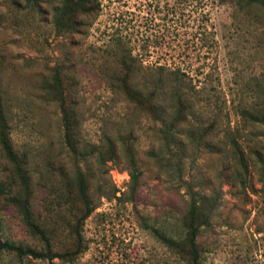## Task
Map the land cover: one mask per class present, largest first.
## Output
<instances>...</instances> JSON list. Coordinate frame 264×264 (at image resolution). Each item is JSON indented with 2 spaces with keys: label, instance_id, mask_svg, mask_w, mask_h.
I'll return each instance as SVG.
<instances>
[{
  "label": "rangeland",
  "instance_id": "rangeland-1",
  "mask_svg": "<svg viewBox=\"0 0 264 264\" xmlns=\"http://www.w3.org/2000/svg\"><path fill=\"white\" fill-rule=\"evenodd\" d=\"M97 2L96 11L72 12L76 26L66 32L53 24L61 0H41L39 11L25 0H0V98L10 110L12 145L28 156L32 206L52 229V253L68 255L52 264H187L182 247L192 203L203 207L207 222L196 240L199 264H264V177L250 161L243 191L223 140L228 130L242 149L253 143L254 128L237 109L260 102L257 90L264 97V11L218 0ZM172 22L181 24V35H171ZM206 25L214 35H200ZM129 50L139 69L126 87L119 58ZM175 64L185 74L191 109L185 122L169 130L175 103L167 91L161 93L167 86L154 83L168 75L160 66L173 70ZM56 68L87 161L70 153L59 107L42 94L43 81ZM124 91L148 101L139 105ZM108 141L117 154L101 164L90 151ZM128 147L140 173L136 184L129 176ZM61 170L71 177L79 170L86 178L93 210L84 222L77 192L50 218L43 211L53 202L49 189L64 182ZM0 240L44 249L1 201ZM0 264L50 263L2 254Z\"/></svg>",
  "mask_w": 264,
  "mask_h": 264
},
{
  "label": "trees",
  "instance_id": "trees-1",
  "mask_svg": "<svg viewBox=\"0 0 264 264\" xmlns=\"http://www.w3.org/2000/svg\"><path fill=\"white\" fill-rule=\"evenodd\" d=\"M14 4L17 3V0H12ZM40 1L41 0H25L26 4L35 5L40 10ZM221 4L226 3H234L240 9L250 8V7H259L264 11V0H218ZM61 4L59 7L54 9V27L58 31H70L76 26L75 19H73L72 12L76 9L86 11H96L98 9L97 0H61ZM209 21V20H208ZM207 21V22H208ZM181 24H177V22H172V34L171 35H181L179 31V27ZM211 27L204 26L203 30H201L200 35H214ZM118 45L122 44L121 40L118 41ZM119 46V47H121ZM122 49V47L120 48ZM137 57L132 55L131 50L123 51L119 58V64L123 73V86L128 87V81L132 76L138 71L139 67L136 63ZM138 59V58H137ZM172 65V63H171ZM167 66V65H165ZM162 67L160 66L158 69L162 73L168 72V75L160 74V77L157 79L154 85L167 86V89L162 90L161 93H165L167 91L170 96L171 102L175 103V109L172 114V118L168 121V128L172 130V128L177 127L182 122H185L186 115L189 113V109H191L189 105L188 95L184 90V76L182 73L181 67L175 64L172 67ZM165 71V72H164ZM118 84H121L118 82ZM121 84V85H122ZM41 91L43 96L50 102H54L58 105L60 114L62 115V126L64 129V141L65 144L70 151V153L75 157H80L82 161H87L89 155L85 150H80L78 148V144L76 142V122L75 116L72 114L70 110V104L67 102V92L63 85L61 78V71L56 68L54 72L50 76L48 80L43 81ZM125 93V91H124ZM129 98L133 102H139V105H145L148 101L147 99H142L143 95L138 92H134L129 94L126 91ZM125 93V94H126ZM160 93V92H159ZM257 99L260 102L254 103L255 105H246L244 107H240L237 109V115L241 117L242 121L251 127L254 128L255 133H251L253 136V141L250 142L252 145L246 147V149H242L241 145L238 142L236 137V133L234 131L229 132L226 130L224 133L223 140L228 143V152L230 153L229 160L232 164H235L238 168L237 173L234 175L235 178L239 179V183L242 187V190L245 191L246 184V175L249 171V163L253 161L254 164L257 165L261 177H264V147L262 141L259 140V132H261L260 127H264V97L262 96L259 90L256 91ZM159 97L158 92L157 96L154 93V98ZM151 98V96L149 97ZM158 99L156 100V102ZM258 105V106H257ZM155 110V109H153ZM158 114V119H162L161 112L155 110ZM10 114V110L8 109L5 102L0 98V171H1V179H0V201L6 204L7 206L13 208L17 215L19 216L23 227L25 228L27 234L37 239L44 246L43 251H35L31 248L24 247L22 245H18L12 241H1L0 240V255L6 254L8 256L13 257L17 260L23 259H35L41 261H47L52 264L54 258L65 259L68 255H59L57 253H52L51 249V237H52V229L49 230L46 219H41V216H38L35 212V209L32 206V195L33 190L31 187V177L29 175L28 156L24 153L20 155L15 151L12 141L9 134V123L8 116ZM215 123L210 125V128L215 129ZM209 129L201 130L200 134H206ZM229 134V135H228ZM258 135V137H257ZM264 135V134H263ZM172 138V135L170 136ZM131 148H127L128 152V161L130 162V179L132 183L136 184L139 172L135 165V154L130 150ZM92 154L96 155V161L105 164L107 161H111L116 157V148L112 145L111 141L107 142V147L100 149H92ZM61 175L64 177V182L61 186L53 185L49 189V193L52 196L53 202L50 204L49 200L46 199V207H44L43 211L46 212L48 218L51 215L56 214V209L62 208L64 205H69L72 202V193L77 192L81 197L83 202V214L81 215L79 222H84L87 217L90 215L93 207L89 206L87 201L85 191H86V178L84 174L77 170L75 177L69 176L63 170H61ZM264 181V179L262 180ZM74 185H77V189L73 188ZM44 202V201H43ZM49 206H54V210L48 209ZM207 224L206 218L204 216L203 207L200 205H196L195 203L190 204V211L185 220L186 227V238L184 241L185 255L187 264H199L200 261V251L197 244V236L199 228ZM168 245L172 243L169 239L163 236L161 238Z\"/></svg>",
  "mask_w": 264,
  "mask_h": 264
}]
</instances>
